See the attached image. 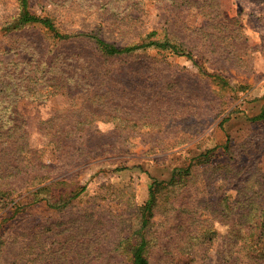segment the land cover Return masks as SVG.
Instances as JSON below:
<instances>
[{
    "label": "rangeland",
    "instance_id": "obj_1",
    "mask_svg": "<svg viewBox=\"0 0 264 264\" xmlns=\"http://www.w3.org/2000/svg\"><path fill=\"white\" fill-rule=\"evenodd\" d=\"M31 9L121 48L168 39L195 61L155 47L106 57L87 38L59 43L39 27L5 34L19 4L0 0V71L10 74L0 167L34 161L43 184L60 180L47 200L17 206L26 193L12 201L0 187V264H130L125 240L150 184L209 150L211 162L160 202L150 263L264 264V118L253 120L264 112V0H31Z\"/></svg>",
    "mask_w": 264,
    "mask_h": 264
},
{
    "label": "trees",
    "instance_id": "obj_2",
    "mask_svg": "<svg viewBox=\"0 0 264 264\" xmlns=\"http://www.w3.org/2000/svg\"><path fill=\"white\" fill-rule=\"evenodd\" d=\"M19 4V12L17 16L13 19V21L9 22L6 26L3 27V32L5 34L10 33H18L20 30L30 27H39L41 30L50 35L57 42H70L76 38H87L93 41L96 45L98 51L102 54V56L106 57H116L123 54H132L140 49H146L149 47H155L161 50H170L175 54L185 55L189 59L194 60L193 54L187 52L186 48L183 44H174L170 40L166 39L163 42L158 41H150L143 44H137L134 46H127L121 48L117 46L115 43H111L96 34L90 33H78V34H68L63 32L55 23L54 19L50 16H41L34 13L31 9V0H18ZM155 35V34H153ZM182 50V52H180ZM202 68V67H201ZM201 74L207 75L202 69L200 70ZM9 73H1L0 71V92L4 90L6 83L4 79L9 77ZM216 80L224 87L230 86L229 82L219 76H215ZM264 118V112H262L259 116L253 118V120H260ZM228 118H226L227 121ZM223 121V122H224ZM222 122V123H223ZM229 142L226 143L225 147L228 148ZM19 146H13V151L15 148L20 150ZM210 154L211 150L207 151L203 155L198 158V162H191L186 168H180L173 172L169 181H157L154 180L149 186V198L143 206L140 215V227L133 232V237L126 239L125 243L128 242L129 249L127 253L129 255L130 264H151L150 263V248H151V240L148 236V229L153 223V219L155 217V212L160 206V202L165 199L170 198L171 195L176 194L180 188L187 187V182L194 175V171L196 165L199 164H208L210 163ZM2 167L8 166L6 171H3L0 167V187L3 191L2 195L5 197L12 198V201H15L16 198L22 195L20 200L17 201L16 205H20L22 202L27 200L30 196H34V203L41 202L43 200H47L41 196V193L44 190H49L55 184H58L60 180H52L45 184H43L42 179L37 174L32 175L30 170L35 168L34 161L24 163L19 162L16 166H11L8 162H4ZM9 169H13L15 173H10ZM124 169V168H120ZM32 175V176H31ZM25 189L22 191V189ZM84 191V188H81L77 192H72L67 200L64 198H60L61 202L56 201L53 205L55 208L59 206H65L70 200L79 196ZM60 203V204H58ZM262 217H264V212L262 213ZM134 239V242H132ZM4 242L0 241V252L1 247Z\"/></svg>",
    "mask_w": 264,
    "mask_h": 264
}]
</instances>
